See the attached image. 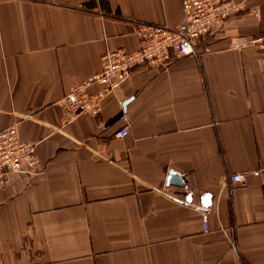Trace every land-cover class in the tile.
Wrapping results in <instances>:
<instances>
[{"label":"crops","instance_id":"0c3cea01","mask_svg":"<svg viewBox=\"0 0 264 264\" xmlns=\"http://www.w3.org/2000/svg\"><path fill=\"white\" fill-rule=\"evenodd\" d=\"M233 1L209 53L137 67L76 114L101 56L181 22V0H0V131L38 160L0 188V264H264V58L233 47L264 33V0Z\"/></svg>","mask_w":264,"mask_h":264},{"label":"built area","instance_id":"2783aa9c","mask_svg":"<svg viewBox=\"0 0 264 264\" xmlns=\"http://www.w3.org/2000/svg\"><path fill=\"white\" fill-rule=\"evenodd\" d=\"M240 10L233 0H181L182 20L167 26L152 23H137L135 35L137 47L134 51L118 48L101 56V70L73 87L65 97L68 108L76 114L97 113L102 100L114 92L137 67L162 68L171 58L198 57L209 53L208 46L201 41L217 29L229 17ZM236 49H252L264 58V33L233 42ZM97 85L95 92H89ZM123 125L114 133V138L128 134V122L121 116ZM38 160L35 146L20 140L15 125L0 131V188L10 184L12 177L37 173ZM231 185L246 186L247 173H230L227 177ZM206 212L205 208H201ZM205 222V216H204Z\"/></svg>","mask_w":264,"mask_h":264},{"label":"water","instance_id":"95a60500","mask_svg":"<svg viewBox=\"0 0 264 264\" xmlns=\"http://www.w3.org/2000/svg\"><path fill=\"white\" fill-rule=\"evenodd\" d=\"M127 102H125L126 104ZM124 104V105H125ZM182 182L180 181V175L178 173H176L173 170H170L168 172V176L166 178V185H170V184H181Z\"/></svg>","mask_w":264,"mask_h":264},{"label":"rangeland","instance_id":"374dc122","mask_svg":"<svg viewBox=\"0 0 264 264\" xmlns=\"http://www.w3.org/2000/svg\"><path fill=\"white\" fill-rule=\"evenodd\" d=\"M37 174V173H36ZM35 175V174H34ZM33 176V175H32Z\"/></svg>","mask_w":264,"mask_h":264}]
</instances>
